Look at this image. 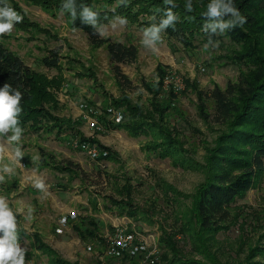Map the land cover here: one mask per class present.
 Returning <instances> with one entry per match:
<instances>
[{"label": "rangeland", "instance_id": "rangeland-1", "mask_svg": "<svg viewBox=\"0 0 264 264\" xmlns=\"http://www.w3.org/2000/svg\"><path fill=\"white\" fill-rule=\"evenodd\" d=\"M50 1V5L43 4ZM109 1L94 0L92 7L98 9ZM6 2L23 16V22L0 36V41L36 73L37 113L18 117L23 129L18 143L0 137L4 147L0 169L4 165L13 168L11 174L0 172L4 176L0 196L6 197L16 214L20 246L27 249L26 264H142L143 257L134 261L107 254L113 224L121 216L153 235L161 252V238L171 239L176 249L173 256L211 264L195 250L200 242L189 235L198 231L195 202L207 178L206 157L225 127L213 122L210 98L205 101L208 118H202L197 92L206 94L215 87L224 90L257 66L236 62L239 46L225 35L212 39L215 47H205L208 41L203 36L194 37L188 46L166 31L159 51L153 53L140 42L142 30L157 23L148 14L141 17V23L127 18L125 27L109 28L104 37L137 47V60L120 65L126 77L120 78L107 43L91 44L83 31L74 28L71 16L61 14L57 0ZM260 40L264 41L263 35ZM56 52L58 66L44 65L43 59ZM127 105L138 106L144 119H152L181 142L184 151L161 158L145 149L162 139L160 128L135 136L115 127L113 112L123 114L121 124L130 119ZM166 106L169 109L161 117L157 108ZM92 120L102 129L90 130ZM76 135L91 143L96 140L111 150L112 158L92 160L70 143ZM17 148L23 154L19 163L12 159ZM182 156L189 159L187 165H176ZM36 177L44 180L45 191L33 186ZM72 210L79 214L78 221L58 235V218ZM233 212L236 223L214 240L206 239L209 258L221 264H241L249 249L258 248L254 260L264 264V175L238 200ZM90 219L97 222L95 229L90 226L95 235L83 239L78 229L87 228ZM40 242L57 256L39 249Z\"/></svg>", "mask_w": 264, "mask_h": 264}, {"label": "trees", "instance_id": "trees-1", "mask_svg": "<svg viewBox=\"0 0 264 264\" xmlns=\"http://www.w3.org/2000/svg\"><path fill=\"white\" fill-rule=\"evenodd\" d=\"M57 2L62 5L64 0H57ZM117 2L118 0H110L109 4L95 9L92 7L94 0H76L78 8L80 5H84L98 12L101 23L118 15L141 23V17H149L148 14L154 15L155 20L159 23L167 7L163 0H126V6H115ZM186 2L187 0H175L177 6L172 10L180 17V20L174 29L170 27L166 31L170 36L180 38V41H184L188 46L196 36H203L208 41V34L203 31V24L206 22L203 14L210 1L192 0V12L185 10ZM233 3L242 15L247 17V23L242 28L236 27L224 35L230 37L239 46L235 52V61L244 65L249 61L257 68L249 74H241L237 83L229 84L224 90L215 87L206 94L201 91L197 92L199 112L202 118H208L205 112V101L210 98L214 103L213 122L225 127L214 147L208 151L206 157L207 178L198 189L195 202L198 231L195 235H189L192 240L200 242V245L198 244L194 249L205 257L206 262L211 264L221 263L209 258L210 253L205 247L206 239L214 240L218 233L228 231L236 223L237 215L233 210L237 208L238 200L253 189L264 175V41L260 40V36H264V0H233ZM43 4L50 5L52 2ZM73 26L83 31L91 44L103 45L107 43L110 59L115 65L114 69L117 75L120 78H126L121 72L120 65L133 63L137 60L136 46L101 38L91 26L83 24L79 18L73 23ZM214 37L216 36H212V39ZM59 62L60 58L57 52L43 59V64L47 67H57ZM5 83L11 84L13 88H18L23 93L20 115L25 116L31 111H36L34 108L36 73L0 41V88ZM40 99H43L42 95H40ZM127 109L130 119L124 124H114L115 127H123L135 136L160 128L162 139L145 146L146 150L161 158L174 156L175 153L181 154L184 151L181 142L169 136L162 130V127L153 124L152 119H144L138 106L127 105ZM168 109L167 106L162 110L157 108L158 113L156 110L155 112L163 117ZM62 129H58L57 132L60 133ZM81 139L87 140L83 137ZM92 142H95L102 151L99 160L112 158L113 153L110 149L101 146L96 140ZM186 159L185 156H182L180 162L175 163L176 165L179 163L180 166L187 165ZM187 160L189 161V159ZM121 194L124 195V192ZM77 221L78 219L75 222ZM189 223L190 221L186 223L187 229L190 228ZM90 226L95 229L97 222L90 219L87 228L81 230L77 228L83 239L92 238L95 235ZM160 241L162 252L154 263L149 264H207L197 259H179L173 256L176 249L171 239L161 238ZM39 249L49 253L52 257L57 256L54 249L41 242ZM258 252V248L249 249L245 262L241 264H263L254 260ZM130 260L135 261L136 258Z\"/></svg>", "mask_w": 264, "mask_h": 264}, {"label": "clouds", "instance_id": "clouds-1", "mask_svg": "<svg viewBox=\"0 0 264 264\" xmlns=\"http://www.w3.org/2000/svg\"><path fill=\"white\" fill-rule=\"evenodd\" d=\"M167 6L163 12V16L159 23H152L150 26L142 30L141 44L146 49L157 53L158 45L163 43L162 33L168 28H175L180 17L173 12V8L177 5L175 0H163ZM118 5L126 6V0H118ZM187 12L193 11L192 0H187L185 4ZM68 13L73 23L79 18L83 24L89 25L104 38L109 28L116 30L118 27L123 28L128 24V20L124 16H115L109 24H103L99 20V13L89 6H77L76 0H64L61 5V14ZM205 23L203 31L208 34L209 45L215 47L212 36L224 35L226 32L243 27L247 23V17L242 15L240 10L235 6L233 0H210L207 10L203 14ZM155 20V17L152 18ZM23 22V16L11 7L6 0H0V36L11 33L16 24ZM23 93L18 88H13L11 84L5 83L0 88V137L7 136L9 142L18 143L21 140L23 129L19 126V115L22 112L21 101ZM12 133L8 136V133ZM4 147L0 144V159H3ZM23 154L20 148L15 150L12 159L15 163H19ZM0 172L11 174L13 168L4 165ZM4 181V176L0 175V182ZM33 186L45 191L46 185L44 180L36 177L33 180ZM29 216L31 218L32 209L29 208ZM27 249L22 248L17 233L16 214L9 207L6 197L0 196V264H26L25 256Z\"/></svg>", "mask_w": 264, "mask_h": 264}, {"label": "built area", "instance_id": "built-area-1", "mask_svg": "<svg viewBox=\"0 0 264 264\" xmlns=\"http://www.w3.org/2000/svg\"><path fill=\"white\" fill-rule=\"evenodd\" d=\"M87 118H92L87 116ZM113 122L120 123L123 119L121 112H113ZM89 129L92 131L101 130L99 122L92 120L89 123ZM71 144L80 151L87 154L92 160L99 161L102 151L96 143L88 140H82L73 136ZM117 217L113 224V232L110 237V245L107 248V254L116 259H132L143 257L142 264L154 263L161 254L159 244L153 235L145 234L142 230L133 225L126 216ZM79 218L75 210L69 211L58 218L55 232L57 234L65 233L72 223Z\"/></svg>", "mask_w": 264, "mask_h": 264}, {"label": "crops", "instance_id": "crops-1", "mask_svg": "<svg viewBox=\"0 0 264 264\" xmlns=\"http://www.w3.org/2000/svg\"><path fill=\"white\" fill-rule=\"evenodd\" d=\"M77 137H79L78 135H76ZM72 138H74L73 136H72ZM72 138H70V143H71V139ZM79 138H81V137H79ZM73 146V145H72ZM74 147V146H73ZM75 223V222H74ZM69 229V228H68ZM68 229H66V231L68 230ZM59 235V234H58Z\"/></svg>", "mask_w": 264, "mask_h": 264}]
</instances>
